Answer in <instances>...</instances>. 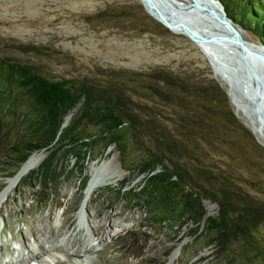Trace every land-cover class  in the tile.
Here are the masks:
<instances>
[{"label":"rangeland","instance_id":"rangeland-1","mask_svg":"<svg viewBox=\"0 0 264 264\" xmlns=\"http://www.w3.org/2000/svg\"><path fill=\"white\" fill-rule=\"evenodd\" d=\"M237 26L244 40L259 42ZM0 57L66 81L74 90L87 84L123 89L133 117L138 116L112 131L119 136L122 153L114 145L103 151L104 137L110 133L102 124L86 126V135L94 141L85 168L87 181L91 164L101 166V173L120 174L114 184L92 193L86 209L78 175L52 194L36 195L35 189L17 182L0 206V264H24L42 243L51 251L47 263L60 258L68 259V264H169L176 253L171 264H264V220L250 223L221 249L210 242L214 232L207 233L203 224L193 233L190 222L154 223L146 208H133L127 201L128 190L143 183L140 168L156 158L171 167L188 168L201 180L202 170L212 173L210 182L204 180L210 188H216L221 182L218 175L223 174L243 197L264 201V144L235 104L229 100L233 115L258 147L243 130L230 125L222 107L212 125L204 117L201 127H192L180 118L181 108L134 92L135 82L118 73L162 67L186 81L190 77V82L221 80L226 92L225 81L213 75L206 57L188 37L151 17L140 0H0ZM93 93L105 102V93ZM80 111L77 105L70 119ZM13 136L0 133V193L21 165L12 170L1 157L9 152ZM121 181L125 184L118 194ZM203 203L207 215H217L218 203L211 199ZM85 244L93 249L84 251ZM54 246L58 250L49 249ZM68 248L79 254L68 255Z\"/></svg>","mask_w":264,"mask_h":264},{"label":"trees","instance_id":"trees-1","mask_svg":"<svg viewBox=\"0 0 264 264\" xmlns=\"http://www.w3.org/2000/svg\"><path fill=\"white\" fill-rule=\"evenodd\" d=\"M219 1L234 23L264 44V0ZM118 73L135 82L136 86L131 87L134 92L181 108L184 114L180 118L192 127H201L204 117L212 125L222 107L221 112L225 113L230 125L243 130L246 139L257 146L233 115L229 98L215 79L209 78L204 84L203 81L190 82V77L186 81L162 67ZM95 91L106 94L104 103L94 96ZM125 94L120 88L93 84L74 90L66 81L49 79L26 64L0 57V133L14 135L9 152L1 157L15 170L33 151L43 150L46 155L37 169L21 177L19 184L35 189L36 195L52 194L62 182L78 175L83 191L87 183L86 163L93 155L94 142L86 135L85 128L90 124H102L110 133L104 137L103 151L114 145L122 153L119 136L112 131L138 118L137 115L133 117L130 99ZM77 105L81 106L80 113L62 127L64 117ZM220 129L226 130L223 122H220ZM71 159L74 162L70 166ZM139 171L144 175L143 183L128 190L127 201L133 208H146L154 223L168 222L174 226L190 222L193 233L203 224L207 233L214 232L210 242L222 249L250 223L264 220V201L243 197L223 174L218 175L221 182L216 188H210L204 180L210 182L212 173L202 170L201 180L188 168L169 166L163 158L143 165ZM124 184L123 181L118 183L116 193H122ZM205 199L218 203L216 216L207 215Z\"/></svg>","mask_w":264,"mask_h":264},{"label":"water","instance_id":"water-1","mask_svg":"<svg viewBox=\"0 0 264 264\" xmlns=\"http://www.w3.org/2000/svg\"><path fill=\"white\" fill-rule=\"evenodd\" d=\"M141 1L151 17L199 47L213 75L217 71L225 74L228 85L255 105L246 110L264 125V44L244 40L241 29L227 16L219 0ZM226 93L234 104L230 90ZM42 154L44 158L46 152L42 150Z\"/></svg>","mask_w":264,"mask_h":264},{"label":"bare ground","instance_id":"bare-ground-1","mask_svg":"<svg viewBox=\"0 0 264 264\" xmlns=\"http://www.w3.org/2000/svg\"><path fill=\"white\" fill-rule=\"evenodd\" d=\"M182 1V0H181ZM184 1V0H183ZM140 2H142L140 0ZM215 76L218 78L221 77L226 83V89L230 90L231 95L234 98V104L236 108L241 112V114L246 118V120L250 123L252 131L255 133L257 138L261 141V143L264 144V125L262 122L258 119L256 115H251L247 110L246 107H255V105L252 102L247 101L246 99H243L242 96H239V94L236 92L234 87L229 86L226 75L221 74L220 72H216ZM219 79V78H218ZM221 81V80H219ZM223 84V82H221ZM230 83H232L230 81ZM230 87V88H229ZM233 105V103H232ZM72 116V112H69L65 117L64 121L62 123V127L66 126L68 121L70 120ZM249 125V124H248ZM43 159L42 152H33L31 153L24 162L20 165L19 169L16 171L14 175L8 178L7 185L5 189L0 193V206L4 202V200L7 197V194L11 191L12 188L17 184V182L21 179L22 176L29 173L30 171L37 169L40 162ZM101 166H97L94 164L90 165L89 170V178L85 186V196L83 200L82 209H86V206L91 198L92 193L97 190L100 187H105L111 184H114L118 179L120 178V174L116 172H108V173H100ZM95 227L92 228V231L95 232ZM46 245L42 243L38 248H35L33 252H31L30 259L25 260L24 264H68V259H57L53 260L51 263L46 262V257L51 253L49 250L45 247ZM67 248V246H66ZM50 250H58L56 249V246L50 248ZM90 249H93L92 245L85 244L83 246L84 251H88ZM60 250V249H59ZM69 250V251H68ZM64 251V250H62ZM68 251V252H67ZM71 251V253H70ZM65 252L68 253L70 256H77L79 254V251H74L72 254V250L68 248ZM66 254V253H65ZM29 258V257H28ZM176 258V253H173L170 256L169 264H171L174 259ZM23 259V258H22ZM25 259V258H24ZM45 259V260H44Z\"/></svg>","mask_w":264,"mask_h":264}]
</instances>
